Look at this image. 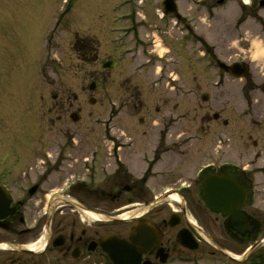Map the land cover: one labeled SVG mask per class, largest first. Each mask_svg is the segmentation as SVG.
Returning <instances> with one entry per match:
<instances>
[{"label": "rangeland", "instance_id": "374dc122", "mask_svg": "<svg viewBox=\"0 0 264 264\" xmlns=\"http://www.w3.org/2000/svg\"><path fill=\"white\" fill-rule=\"evenodd\" d=\"M158 1L161 0L142 3L141 6H145L139 14V20L145 22V26H151L144 32L146 36L152 39V33L153 36L159 35V42L156 41L150 49L152 54L157 57L166 55L170 59L167 61L172 62L169 66L154 61L153 66L162 67L167 74L161 75L160 81L158 75L153 76L145 71L131 76L133 60L142 63L144 58L140 53L125 55V51L130 49L129 42L121 38V33L116 32L124 28L119 20L131 10L126 6L127 0H0V185L10 190L13 202L20 200L24 203L20 210L24 224L19 228L29 233L18 238L23 241L13 244L32 249L35 254L15 252L23 262L79 263L57 259L58 255L51 251V246L45 249L35 244L45 237L48 219L59 222L63 218V215L58 214V208L64 200L71 198L66 190L72 179L61 184V177L57 179L55 174H48L50 170L54 173L52 167L46 172L45 176L48 177L38 193L29 198L28 191L33 185L30 182L32 175L36 173L40 176L44 170L41 169L42 163L33 160L34 156L39 152L43 154V150L58 152L61 148H64L61 149L64 154L72 155L75 150L73 144L68 140L63 141V134L67 132L79 134V137L83 133L87 136L90 133L93 134L91 138L96 139L98 135L101 140L104 134L112 133L114 147L125 148L127 138L136 139L128 133L137 134V122L134 120L140 115L136 114L137 108L126 106L130 105L128 101L134 103L137 100L132 96L135 95L133 86L141 82L142 85L154 83L162 86L176 79L177 84L179 81L181 84H189L192 90L200 86L201 93L209 96L213 91L210 90L212 85H221V88H215L222 92V119L225 121L223 127L220 124H209L204 131L208 139L203 143L209 150L219 139L218 155L210 152L199 158V165L196 164L193 170L184 169L189 163L176 157L174 165L182 163L183 169L176 173L177 181L171 182H164L161 178L170 163L168 158H164L157 172L161 177L153 182L158 184L146 190L157 197L164 191L185 186L191 178L196 177L201 164L234 165L240 172L244 171L245 181L251 184L254 196L248 211L260 224L257 238H264V10L260 12V8L254 5L252 8L250 5L244 7L238 2L240 0H232L222 10L207 9L195 14L193 6L188 4L186 7L183 3V16L190 17L196 27L195 33L198 36L202 34L208 41L210 38L220 43L222 54L215 56L213 53L216 51L212 52V47H206L205 43L202 49L198 47L200 39L191 30L189 36L184 34L185 26L175 31L171 17H163L164 24L153 30L155 22H158L156 13L161 12ZM78 38L84 40L80 42V48ZM74 40L75 45L72 43ZM84 46L85 49H81ZM202 51L211 55L213 63L217 58L218 62L228 66L233 63L246 65L249 70L247 77L235 80L219 70L218 66L211 67L209 58L201 56ZM107 59L114 61L112 70H103L101 66ZM172 60L176 62L173 64ZM156 73H159V69ZM169 74L172 76L169 77ZM91 85H95V91L89 89ZM55 96H58L57 101H54ZM91 99L94 104L89 103ZM188 100V104L195 106L199 99L191 95ZM62 102L65 110H55L54 107L60 108ZM69 104H73L70 110ZM195 112L198 110L192 112V115ZM72 114L79 117L77 123L70 120ZM129 122H133L130 126L132 130L128 128ZM194 128L196 125L193 124L192 131ZM63 169L62 166L61 173L67 174ZM75 173L70 171L74 179L81 170ZM119 180L113 179V183ZM58 197L59 200H56ZM171 198L149 213H156L158 219L169 216L171 210L176 208V202ZM150 200H135L128 204L122 198L120 202L97 204L95 208L100 210L93 212L100 214L101 210H110L114 214L110 218L116 221L87 222L91 226L85 225L90 230L118 233L121 236L127 231L121 220L146 213L152 204ZM70 209L66 207L63 211L69 213ZM118 210V214L114 213ZM199 213L207 223L210 241L221 248L230 260L207 253L197 264H248L242 256L251 244L233 242L224 231L220 218H209L204 209ZM71 216L69 213L66 219L69 220ZM80 228H84V225ZM5 238V233L0 230V244H7ZM8 249L0 248V262L8 259L11 254ZM256 250L257 253L264 250V245ZM254 253L248 252V258L253 257ZM100 260L103 264L107 263L105 257Z\"/></svg>", "mask_w": 264, "mask_h": 264}, {"label": "flooded vegetation", "instance_id": "af4514ba", "mask_svg": "<svg viewBox=\"0 0 264 264\" xmlns=\"http://www.w3.org/2000/svg\"><path fill=\"white\" fill-rule=\"evenodd\" d=\"M164 1L165 0L158 1V7L161 6ZM196 1L202 3V10L204 11L222 6L225 2H230V0H175L176 13L173 15V19H170L173 21L172 24L175 27V31L181 30L184 26L186 27L185 17L182 13V4L185 3L186 7L189 4L192 7L195 6ZM137 2L145 4L147 0H134V4H127L131 10L127 11V15L123 17L125 24H123L124 28L121 29L123 33L127 34V42H129V45L133 46L137 44L141 51L140 54L142 55V59L144 58L142 63L133 60L130 73H132L131 76H134L135 73L145 71L148 72V74L156 76L158 75L156 73L157 68L153 66V63L154 61L160 63V58L153 55L152 50L150 51L155 44L152 42L154 39L153 31L148 33H152L151 37H153V39L146 36L147 33H144L147 29L151 28V26H145L146 23L139 20V12L137 11L139 8L135 5ZM261 3L264 4V0H251V8L253 5L255 7L260 6ZM144 6L142 9H144ZM163 24V21H156L153 30H157L158 27H160L159 25ZM184 31L185 30H183V32ZM156 36L159 37L158 34ZM81 41L84 40L78 38L79 48ZM201 41L200 39L198 42V47L200 49H202L204 45L203 41ZM85 47L86 46L81 49H85ZM203 57L208 58V54L205 53ZM209 60L211 67H219L218 61L215 60L213 63V61H211L212 59ZM101 66L103 70H112L114 68V62L111 59H107ZM171 76L172 75H169V77ZM179 82L177 84V80L172 79L162 86L154 83L142 85V82L138 86H133L135 95L132 96L137 100L132 98L134 103L128 101L130 105L128 106L127 104L126 107L137 108L136 114L140 115L134 120L137 122L135 123L137 134L128 133V135L135 136L136 139L127 138V146L125 148L121 149L120 146L114 147L112 133L104 134L101 140L98 135H96V139L91 138L93 134L91 135L90 133L88 135L90 137H88L86 133H83L82 137H79V134L67 132L63 134V141L66 142L68 140L73 144L75 150L72 151V155L64 154L61 150L64 148H61L58 152L43 150V154L39 152L38 155L34 156L33 160H38V162L42 163L43 166L40 168L44 169L43 172L40 173V176H37L38 174L35 173L30 179V182L33 184L32 187L35 188L34 195L38 193L42 183L46 181L45 179L48 177L45 176L46 172L52 167L54 168V173L50 170L48 174L50 176L55 174L57 179L61 177V184L72 179L70 184H68L69 197L71 198L70 200H64V204L58 208V214L63 215V218L59 222L55 220L50 221L49 226L51 237L62 238V245L60 247L52 248L51 246V251L58 255L57 259H62V261H67L69 259L71 262H79L78 264H91L97 259V256L103 257L97 247L98 240L107 235L119 236V234H108L88 229L85 224H87L88 227L91 225H88L86 222L84 224L81 222L82 218L85 217V212H99L97 210L100 209L95 208L97 204L120 202L122 198H124L128 204H132L135 200L149 201L151 199L150 201L153 202L155 197L152 196L146 188L156 187L155 185L158 184L153 182H156V179L161 177L157 172H159L158 168H161L164 158H168L170 163L166 166L165 174L161 178L164 182H171L177 178L176 173L183 169L182 163L181 165H174L176 157H180V160H183L182 162L189 163L184 169L188 170L189 168L193 170L196 164L199 165V158L207 156L210 152H215V156L219 154V139H216V143L211 150H209L204 146L205 141L208 139L204 131L208 129L209 124H220L221 127L225 125V121L222 119V92L220 89H216L221 88V85H212L210 90L213 91L209 96L207 93H201L199 90L201 88L200 86H196V88L192 90L191 85L181 84ZM126 88L128 93V87ZM89 89L95 91V85L89 86ZM191 95L199 99L195 106H191L190 103H187ZM57 99L58 96H55L54 101H57ZM60 104L61 109L59 106L54 107V109L57 111H64L65 109L63 108L65 104H63V102ZM208 104H210V106H207ZM72 108L73 104H69V110ZM197 110L198 112L192 115V112ZM77 112H79V110ZM69 118L73 120L72 116ZM77 120H79V118H77ZM132 124L133 122H129L128 124L130 130H132L130 128ZM193 124L196 125V128L192 131ZM217 137L219 138L218 133ZM194 142L197 144L195 145ZM194 147L196 148L193 149ZM31 157L33 158V155H31ZM53 158L55 159L53 160ZM201 165L203 166V170L199 176L196 175L195 178H191L190 183L183 188L180 186L178 189H172V191L177 193L178 201H176V208L171 210L169 216L158 219L156 213L151 214L148 212L121 220L124 222V230H127L126 233L124 231L125 234L120 236L122 238L128 237L132 226L138 222H147L157 227L160 233L159 244L152 253L146 254L143 257L144 260H149L152 264L157 263L155 260V253L158 249H162L166 252L168 254V259L172 262L187 261L188 264H197L208 254L211 256L221 255L223 258L230 260L221 248L213 247L206 240L207 237H210V234L208 233L207 223L200 217L201 214L199 211H203V209L208 212L207 216L209 218L215 216L222 220L223 229L227 235L232 238L233 242L240 243L243 242L242 240H248L252 237L245 235L241 238L236 233L227 230L226 225L229 217H222L210 213L205 208V202L201 196L203 184L210 179L220 177L232 179L241 186L248 195V186L247 181H245V176H240L237 170L226 168L224 164L222 166L214 164ZM62 166L65 168L63 170L68 172L67 174L61 173L62 170L60 169ZM178 166L179 169H177ZM80 170L81 173L79 175L77 174L74 179L70 171L77 173ZM199 172L200 171H198V173ZM118 178L121 180L113 183V179ZM33 196H29V198ZM23 205L24 203L20 200L12 202V206L16 209V214L4 221L6 229L3 230V232L5 233L6 243L13 244L17 241H23L18 238L29 233L27 230H20L19 228L20 225L22 226L24 224V222H21L23 216L20 211ZM66 207L71 208L69 213H71L72 216L69 220L66 219L69 213L63 211ZM239 211L256 221L260 227L259 222L249 213L246 201ZM100 212L101 215L106 217H112L114 215L110 210H101ZM119 212L120 210L114 211L116 214ZM172 212L177 215L175 220L178 224L170 229L168 227V219ZM81 225H84V228H80ZM180 231H183L185 235L183 242L187 244V247L186 245L183 247L176 241V236ZM30 234H28V236H30ZM220 245L222 244L220 243ZM208 248L212 249V251L210 252ZM256 249L254 250L255 255L251 258L247 257L248 259L246 258L245 262L247 261L248 264H264V250L257 253ZM0 264L35 263L28 261L23 262L17 258L15 252H11L8 259L1 261Z\"/></svg>", "mask_w": 264, "mask_h": 264}, {"label": "water", "instance_id": "95a60500", "mask_svg": "<svg viewBox=\"0 0 264 264\" xmlns=\"http://www.w3.org/2000/svg\"><path fill=\"white\" fill-rule=\"evenodd\" d=\"M170 4V2H169ZM167 5V4H166ZM165 13L169 14L170 9L167 10L164 5ZM225 71L236 78L240 79L246 76V69L240 65H233L230 68L222 66ZM34 189L30 191L32 195ZM202 198L206 201V207L214 213H221L223 216L230 215L228 220V227L240 236L245 234H252L255 232V226L248 218L238 213L237 209L243 205L246 194L245 191L235 184L232 180L224 177L214 178L206 181L202 188ZM10 200L8 193L0 188V221L6 216L12 215L15 210H9ZM178 224L174 216L170 217L168 227L173 228ZM0 227H3L0 225ZM4 228V227H3ZM184 233L181 231L176 241L183 247L185 244ZM60 239H57L53 246L61 245ZM160 235L154 226L147 223H139L132 228V233L128 240H122L113 236L99 241V247L105 253L112 264H141L142 255L152 252L158 245ZM255 247V246H254ZM252 247V249L254 248ZM156 259L161 264L167 261V255L160 249L156 254ZM144 264H150L145 262Z\"/></svg>", "mask_w": 264, "mask_h": 264}, {"label": "bare ground", "instance_id": "6f19581e", "mask_svg": "<svg viewBox=\"0 0 264 264\" xmlns=\"http://www.w3.org/2000/svg\"><path fill=\"white\" fill-rule=\"evenodd\" d=\"M176 198L175 197H172L171 200H175ZM134 214V213H133ZM85 217L89 218L90 221H93V222H96L98 220H103L102 218H104L101 214H97V213H93V212H86L85 214ZM45 239L46 238H43L41 239L40 242H37V244H39V248H42L45 244ZM36 244V245H37ZM0 248L1 249H6L7 246L5 244H0ZM37 249V248H35Z\"/></svg>", "mask_w": 264, "mask_h": 264}, {"label": "trees", "instance_id": "16d2710c", "mask_svg": "<svg viewBox=\"0 0 264 264\" xmlns=\"http://www.w3.org/2000/svg\"><path fill=\"white\" fill-rule=\"evenodd\" d=\"M251 240V238L250 239H248V240H242L243 242H248V241H250Z\"/></svg>", "mask_w": 264, "mask_h": 264}]
</instances>
